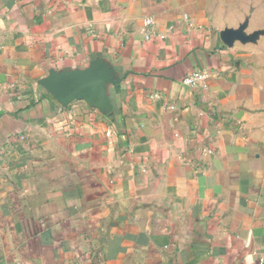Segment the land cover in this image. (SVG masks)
<instances>
[{
    "label": "crops",
    "instance_id": "obj_1",
    "mask_svg": "<svg viewBox=\"0 0 264 264\" xmlns=\"http://www.w3.org/2000/svg\"><path fill=\"white\" fill-rule=\"evenodd\" d=\"M201 5L0 0V264H264V76Z\"/></svg>",
    "mask_w": 264,
    "mask_h": 264
},
{
    "label": "rangeland",
    "instance_id": "obj_2",
    "mask_svg": "<svg viewBox=\"0 0 264 264\" xmlns=\"http://www.w3.org/2000/svg\"><path fill=\"white\" fill-rule=\"evenodd\" d=\"M212 27L264 76V0H199Z\"/></svg>",
    "mask_w": 264,
    "mask_h": 264
},
{
    "label": "water",
    "instance_id": "obj_3",
    "mask_svg": "<svg viewBox=\"0 0 264 264\" xmlns=\"http://www.w3.org/2000/svg\"><path fill=\"white\" fill-rule=\"evenodd\" d=\"M109 81L100 68L92 67L84 71L52 74L41 85L63 105L82 99L99 106L101 91Z\"/></svg>",
    "mask_w": 264,
    "mask_h": 264
},
{
    "label": "built area",
    "instance_id": "obj_4",
    "mask_svg": "<svg viewBox=\"0 0 264 264\" xmlns=\"http://www.w3.org/2000/svg\"><path fill=\"white\" fill-rule=\"evenodd\" d=\"M153 25L152 19H147L145 21V27L150 28ZM155 34L153 32H147L146 34V39H151ZM159 39H164L165 36L163 35H155ZM207 73H201V72H193L188 74L184 79L182 80V83L184 86L189 87L191 89H199L203 87L205 84L207 78H208Z\"/></svg>",
    "mask_w": 264,
    "mask_h": 264
}]
</instances>
